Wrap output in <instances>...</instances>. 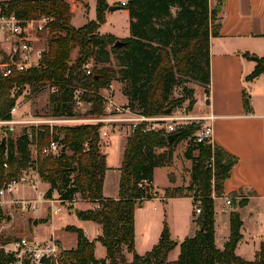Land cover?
Listing matches in <instances>:
<instances>
[{
	"label": "trees",
	"instance_id": "16d2710c",
	"mask_svg": "<svg viewBox=\"0 0 264 264\" xmlns=\"http://www.w3.org/2000/svg\"><path fill=\"white\" fill-rule=\"evenodd\" d=\"M0 3L22 19L39 15L52 18L41 64L7 78L0 77V119L9 118L10 108L26 86L32 93L47 86L52 89L47 99V115L53 117L101 116L105 100L101 91L113 80L121 84L125 106L147 117L171 115L183 105L185 113L190 112L196 102L197 86L208 96L209 46L210 39L219 34L222 17L217 6L222 5L221 0L215 6H211V0H127L122 8L128 14L129 35L120 39L119 46L115 45L114 35L98 31L105 21L106 0H95V18L78 27L71 23L65 0ZM74 48L77 56L71 59ZM243 56L250 57L247 53ZM90 57L104 64H110L113 58L115 64L93 66L91 74L85 75L82 65ZM263 71L264 57L256 58L254 69L245 79L252 80ZM176 89L179 93L174 96ZM76 91L86 107L84 112L75 100ZM242 100L249 112L245 93ZM100 125L81 122L31 126L28 132L21 129L15 135L8 133L5 145L0 147V187L3 180L17 178L23 170L31 169L48 184L45 198L55 195L64 203L78 196L95 203L91 209L76 210V216L100 225L97 240L105 248V257H95L94 243L81 228L68 226L66 229L76 235L75 246L62 249L56 261L45 259L43 264H264V239L253 260L235 254L241 238V220L235 211L230 212V233L223 247L219 249L214 243V198L223 195V184L237 161L236 156L215 143L196 142L194 135L199 127L196 123L177 126L173 132H178V136L172 141L167 139L170 133L163 129L144 130L141 123L126 137L118 196L105 198L102 186L107 166L99 144ZM51 139L59 142L60 149L57 154L44 155L41 149ZM184 140L188 144L183 155L191 161L188 185L164 191L168 198L190 196L193 206L199 205L200 213L193 220L197 229L178 242L170 238L164 224L157 243L138 254L134 249V210L152 195L137 184L145 180L152 185L154 168L170 166L176 145ZM244 203L241 200L238 205ZM2 219L8 220V216L0 207ZM7 242L8 238L0 234V245ZM177 245L179 253L171 260L168 254ZM125 252L131 254L130 260ZM12 260V254L0 248V264Z\"/></svg>",
	"mask_w": 264,
	"mask_h": 264
},
{
	"label": "crops",
	"instance_id": "0c3cea01",
	"mask_svg": "<svg viewBox=\"0 0 264 264\" xmlns=\"http://www.w3.org/2000/svg\"><path fill=\"white\" fill-rule=\"evenodd\" d=\"M90 1L94 3L92 20L95 18V0H88L83 4L89 11ZM121 1L126 2L127 0H106L108 6H121V8L106 11L105 21L111 16L117 15L116 10L121 11L124 18L127 19L128 14L122 8ZM221 1L222 5L217 6L221 10L222 17L219 34L210 39L209 46V93L206 96L201 87H196V102L190 113H196L197 116L211 114L213 118L210 121L202 120L201 123L205 122L210 125L212 142L237 157L229 177L225 179L223 184V190L234 201L233 204L227 205L224 200L223 207L218 209L215 203L218 197L214 198L215 246L221 249L228 239L230 212L235 211L241 220V238L237 242L234 252L245 260H253L259 250L261 241L264 239V213L259 212L253 216V212L249 209L251 200L254 198L264 199V71L252 80H246L245 77L254 69L256 60L253 57H264V0ZM216 3L217 0H211V6H215ZM70 11H73V9ZM88 20L90 18H87L81 24H73L71 19V23L78 27ZM98 31L101 32L100 27ZM110 34L115 37L120 34L122 38L128 36L125 32L115 31L114 33L110 32ZM243 53L249 54L250 57H244ZM120 85L118 83V87ZM113 87L112 84V89ZM246 91L249 92V97ZM243 93L249 100V112H246L243 106ZM197 95L203 97L202 107H197ZM111 97L113 99V95ZM118 101L121 104L127 102L126 97L121 92ZM128 133L126 123H112L109 138H104L100 144V149L105 154L107 166L102 186V194L105 198L115 199L118 196L119 167L122 162ZM176 158L174 151L170 166L154 168L152 186L161 199L146 200L145 202H150L151 205L146 207L145 202H143L141 206L136 207L134 210V249L138 254L145 253L157 243L164 224L169 230L170 238L178 242L186 236H192L197 229V225L193 222L196 216L192 197L168 198L163 194L166 188L181 187L180 179L177 177ZM182 159L184 161L181 164H184L187 175L185 178L189 182L188 169L191 161L184 157ZM159 170H162L164 175L162 184H158L155 180L156 172ZM35 177L42 182L38 175L35 174L33 179ZM44 185V190H41L43 192L48 188L47 183H44ZM25 187H27L26 184L21 185L19 190L21 194L25 195L24 198L27 194L25 190L23 191ZM241 200H245V203L238 205ZM71 202L82 203L83 205L79 210L91 209L95 206L94 202L81 199L78 196ZM261 215L262 218H259ZM39 220L44 221L40 222ZM51 221L49 215L29 212L27 230L34 235L41 225H47ZM220 227H222L223 233L222 243L217 245L216 236ZM82 230L84 231V229ZM84 233L91 240V235L86 231ZM247 250L252 252L253 259H246L247 257L244 254ZM171 252H175L173 258L175 259L179 253L178 245Z\"/></svg>",
	"mask_w": 264,
	"mask_h": 264
},
{
	"label": "built area",
	"instance_id": "2783aa9c",
	"mask_svg": "<svg viewBox=\"0 0 264 264\" xmlns=\"http://www.w3.org/2000/svg\"><path fill=\"white\" fill-rule=\"evenodd\" d=\"M70 3L73 0H65ZM125 1H121V5H124ZM72 10V7H71ZM52 18L47 15H39L29 19H22L16 16L13 12H9L5 4L0 3V77L7 78L10 75L18 72H23L41 64V60L44 52L46 51V39L50 34L48 23ZM93 58L90 57L84 61L82 70L85 75H89L92 72ZM107 95L104 96L103 114L99 117H53L38 118L32 115L19 114V104L17 99L14 105L10 108L9 118L6 120L0 119V128H3V135L0 138L5 142V136L8 133L15 131L16 127H21L27 132L31 126H59L70 125L81 122H99L101 125L98 129L99 137L102 139H108L111 131V124L115 122L126 123L129 133L141 123H144V130H157L163 129L165 132L171 133L177 126H174V121L179 119L171 115H157L147 117L142 114L132 112L125 104L116 103L110 95H112V83H110L105 89ZM75 100L80 106L82 103L78 97V91L75 92ZM213 116L211 114L196 116L199 125L195 132L194 140L196 142H206L212 144L211 127L210 125H202V120H211ZM60 149L59 142L51 139L49 143L42 147L41 152L44 155L57 154ZM5 165V164H4ZM23 170L17 178L3 180L0 187V198L5 194H12L18 192L21 185L26 184L32 189H37L34 179L36 173H28ZM37 175V174H36ZM138 187L147 189V192L152 195V198L161 199L160 195L149 182L143 180L138 182ZM43 191H38V199L48 200L51 205L48 207V213L50 215H56L59 210V204L61 203L56 197L45 198ZM151 198V199H152ZM163 198V197H162ZM37 200V199H36ZM12 204L22 211L36 210L35 201H29V199L16 198L11 200ZM143 203V202H142ZM227 205L231 204L229 197L225 198ZM2 205V200H0ZM29 212V211H28ZM194 213H200L199 205L194 206ZM5 253L12 254L13 260L9 264H43L45 259L55 260L57 258L59 245L55 242L53 237H49L46 240L37 242L32 239L18 238L13 241H9L3 245H0Z\"/></svg>",
	"mask_w": 264,
	"mask_h": 264
},
{
	"label": "rangeland",
	"instance_id": "374dc122",
	"mask_svg": "<svg viewBox=\"0 0 264 264\" xmlns=\"http://www.w3.org/2000/svg\"><path fill=\"white\" fill-rule=\"evenodd\" d=\"M4 1V0H0ZM88 0H73L71 3L67 1V4L69 5V9L71 10V7L73 11L71 12V16H73L72 22L73 24H81L83 23L84 20L87 18H91L94 15V3L90 1L89 3V11L88 8L84 6V2H87ZM111 11V10H110ZM115 16H111L107 21H104V23L100 26V33L101 34H110V32L114 33L116 32H125L126 35H129V29H128V17L127 19L124 18V15L121 11L116 10ZM74 13V14H73ZM121 35L117 36L116 38L118 40L122 39L120 37ZM77 56V49L74 48L70 52V57L71 59H74ZM110 64L109 63H99V62H94L92 65L99 68L101 66H108L112 65L114 66L115 60L113 58L110 59ZM111 83L114 85L112 89V95L113 99L116 103L121 104L120 101H118V98H120V92H121V85L118 87V82L116 81H111ZM189 86H194L192 84H189ZM119 90H118V89ZM52 89L49 88L48 86L43 88V90L39 93H32L30 91V88L28 86L24 87L23 91L21 94L17 97V101L19 104V114L18 117H20V114H26V115H32L36 116L38 118H47V99H48V94ZM114 90V91H113ZM120 91V92H119ZM114 92V93H113ZM179 93V89H176L174 91V96H177ZM247 96L249 97V92L246 91ZM103 95H107V92L105 90L102 91ZM196 91H195V96H196ZM111 97V95H110ZM202 96L197 95V107L201 106L202 107ZM82 112L85 111L86 107L84 105H80ZM185 105L181 109H178L173 113L172 116H175L179 119L174 121V126H180V125H185L188 123H197L198 119H195L197 114H192L190 112L185 113L184 111ZM202 125H207L205 122L202 123ZM21 127H16L15 131H13L11 134L15 135L16 133L20 132ZM3 135V128H0V138ZM7 137V136H5ZM103 142V139H99V144ZM187 141H180L176 147H175V155L177 158L175 159L176 162V171H177V177L180 179V184L181 187L187 186V179L185 178L187 175L185 173V167L183 163L182 157H184L183 152L187 146ZM34 154V153H33ZM174 170V169H173ZM28 173H31V169L27 170ZM31 178L33 179V176L31 175ZM155 180L158 184H162L164 181V175L163 171L159 170L156 172L155 175ZM35 184L37 189H32L30 186H27L23 188V191H26V198H24V194H21V192H13L12 194H5L0 200H2V205L0 204V207L4 213V215L8 216V220H0V234L8 238L9 241L16 240L18 238H27V239H32V237L35 235L34 240L37 242H40L42 240H45L46 238L53 237L55 239V242H57L59 246V250L57 251L58 254L62 249H68L71 248L75 245L76 241V235L75 233L67 230L66 228L68 226H75L78 228L84 229V231L88 232L91 235V240L94 243V255L96 258H101L105 257V248L104 246L97 240L98 236L101 234V227L99 224L93 222V221H84L82 219H79L76 216V210H79L80 207H82V203L79 202H64L59 204V210L56 215H50L48 214V207L51 205V203L48 200H43V199H38L37 193L38 191L44 190V183L40 182L36 177L34 178ZM165 194V191L163 192ZM229 197L228 193L224 192L223 190V195L218 197L217 200L215 201L217 208L219 209L220 207H223V201L225 198ZM16 198H24V199H29V201H35L36 205V210H27V211H22L18 209V207L14 206L12 204L11 200H15ZM37 199V200H36ZM145 202V201H144ZM72 205V206H71ZM139 204V206H141ZM151 205L150 202H145V206L148 207ZM227 209V208H225ZM249 209L251 212H253V216L257 213H264V199L263 198H254L251 200V203L249 204ZM33 212L34 214H46L49 215L50 219L52 221L48 223L47 225H41L38 228V231H36V234H32L27 230V225H28V217H29V212ZM198 214L195 213V216ZM262 218V215L261 217ZM30 221V220H29ZM219 224H222L221 222H218ZM220 230L217 232L216 236V244L221 245L222 241V227L219 228ZM223 245V244H222ZM250 247V246H249ZM57 254V256H58ZM175 252H171L169 254V258L173 259L175 256ZM247 258L246 259H253V254L251 251L247 250V252L244 254ZM125 256L128 260L131 259V255L125 252Z\"/></svg>",
	"mask_w": 264,
	"mask_h": 264
},
{
	"label": "water",
	"instance_id": "95a60500",
	"mask_svg": "<svg viewBox=\"0 0 264 264\" xmlns=\"http://www.w3.org/2000/svg\"><path fill=\"white\" fill-rule=\"evenodd\" d=\"M119 8H121V6H108V8H107V12H109L110 10H115V9H119ZM115 45L116 46H119V45H121V42H120V40H116V42H115ZM253 59L254 60H256V57H253ZM178 136V132H173V133H170L168 136H167V139H168V141H172L174 138H176ZM5 145V142H4V140H1V142H0V147H3ZM202 228V226L200 227V229Z\"/></svg>",
	"mask_w": 264,
	"mask_h": 264
}]
</instances>
